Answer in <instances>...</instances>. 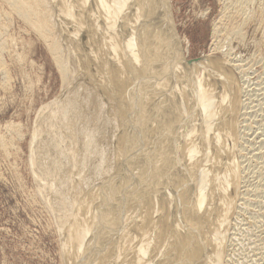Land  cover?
<instances>
[{
  "label": "bare ground",
  "instance_id": "1",
  "mask_svg": "<svg viewBox=\"0 0 264 264\" xmlns=\"http://www.w3.org/2000/svg\"><path fill=\"white\" fill-rule=\"evenodd\" d=\"M3 1L64 82L30 147L66 264H264V78L234 49L252 21L264 46V0H220L197 71L170 0Z\"/></svg>",
  "mask_w": 264,
  "mask_h": 264
},
{
  "label": "rangeland",
  "instance_id": "2",
  "mask_svg": "<svg viewBox=\"0 0 264 264\" xmlns=\"http://www.w3.org/2000/svg\"><path fill=\"white\" fill-rule=\"evenodd\" d=\"M170 3L178 39H183L178 41L183 56L182 48L189 50L184 58L185 68L201 70L207 61L204 55L212 46L213 23L220 15L222 1ZM4 11L10 17L3 21L6 27L2 30L8 46L1 59L8 74L5 77L0 72V135L10 145L6 151L0 147V264H66L49 200L37 192L40 182L35 176L30 147L41 108L61 94L64 82L43 35L0 0V14ZM43 24H47L46 18ZM254 26V21L246 25L247 40L234 41L235 53L247 58L250 73L245 78L250 82L245 85L251 84L252 88L256 86L253 81L264 78V46H254L260 34ZM10 124L14 125L11 131Z\"/></svg>",
  "mask_w": 264,
  "mask_h": 264
}]
</instances>
